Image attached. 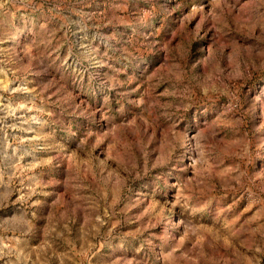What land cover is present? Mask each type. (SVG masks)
I'll list each match as a JSON object with an SVG mask.
<instances>
[{"label": "rangeland", "instance_id": "obj_1", "mask_svg": "<svg viewBox=\"0 0 264 264\" xmlns=\"http://www.w3.org/2000/svg\"><path fill=\"white\" fill-rule=\"evenodd\" d=\"M0 264H264V0H0Z\"/></svg>", "mask_w": 264, "mask_h": 264}]
</instances>
